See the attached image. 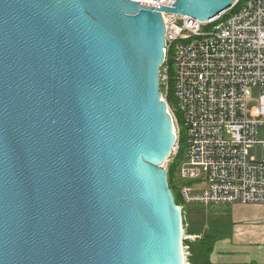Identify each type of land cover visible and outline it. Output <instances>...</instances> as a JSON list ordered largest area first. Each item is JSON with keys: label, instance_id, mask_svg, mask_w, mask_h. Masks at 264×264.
Listing matches in <instances>:
<instances>
[{"label": "water", "instance_id": "1", "mask_svg": "<svg viewBox=\"0 0 264 264\" xmlns=\"http://www.w3.org/2000/svg\"><path fill=\"white\" fill-rule=\"evenodd\" d=\"M235 0H0V264H186L162 13Z\"/></svg>", "mask_w": 264, "mask_h": 264}, {"label": "built area", "instance_id": "2", "mask_svg": "<svg viewBox=\"0 0 264 264\" xmlns=\"http://www.w3.org/2000/svg\"><path fill=\"white\" fill-rule=\"evenodd\" d=\"M230 10L208 21L162 13L160 92L175 136L164 168L183 146L182 205L264 203V0H235Z\"/></svg>", "mask_w": 264, "mask_h": 264}, {"label": "crops", "instance_id": "3", "mask_svg": "<svg viewBox=\"0 0 264 264\" xmlns=\"http://www.w3.org/2000/svg\"><path fill=\"white\" fill-rule=\"evenodd\" d=\"M226 207L229 209L227 218L233 225L231 239L214 242L210 263L264 264V205L231 204Z\"/></svg>", "mask_w": 264, "mask_h": 264}, {"label": "rangeland", "instance_id": "4", "mask_svg": "<svg viewBox=\"0 0 264 264\" xmlns=\"http://www.w3.org/2000/svg\"><path fill=\"white\" fill-rule=\"evenodd\" d=\"M164 167V163H163ZM264 205V204H262ZM227 205L203 206L199 204L181 205L184 219V236L186 240L194 241L202 234L216 235V240L231 239L232 223L228 220ZM191 229L194 233H188ZM186 244V243H185ZM186 264H190L188 257L191 255L189 244H186Z\"/></svg>", "mask_w": 264, "mask_h": 264}, {"label": "trees", "instance_id": "5", "mask_svg": "<svg viewBox=\"0 0 264 264\" xmlns=\"http://www.w3.org/2000/svg\"><path fill=\"white\" fill-rule=\"evenodd\" d=\"M233 11L234 10L227 11L225 15H223V18L231 15ZM182 153H183V146H180V151L178 156L175 157L173 162L169 163L167 167V178H168L169 186L173 192L176 203L179 204L180 206L182 204L178 198L176 188L178 182L177 170L181 162ZM184 223L185 222L183 219V225ZM187 232L194 233V231L191 229H188ZM215 238L216 235L207 233V234H202L199 239H196L194 241L184 240L185 246L186 244H189L191 255L188 257V260L190 261V264H211L209 257L212 252L214 242L216 241Z\"/></svg>", "mask_w": 264, "mask_h": 264}, {"label": "bare ground", "instance_id": "6", "mask_svg": "<svg viewBox=\"0 0 264 264\" xmlns=\"http://www.w3.org/2000/svg\"><path fill=\"white\" fill-rule=\"evenodd\" d=\"M224 12L226 13L227 10L224 11ZM224 12H223V13H224ZM223 13H220V14H223ZM220 14H219V15H220ZM219 15H218V16H219ZM224 15H225V14H224ZM218 16H216V17H218ZM216 17H215V18H216ZM213 19H214V18H213ZM160 90H161V85H160ZM221 143H222V142H221ZM252 204H264V203H252ZM218 205H221V204H218ZM183 206H185V205H183ZM180 207H181V206H180ZM181 209H182V207H181ZM182 214H183V212H182ZM183 226H184V225H183ZM184 240H186L185 236H184ZM184 251H185V245H184Z\"/></svg>", "mask_w": 264, "mask_h": 264}]
</instances>
